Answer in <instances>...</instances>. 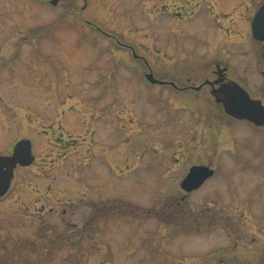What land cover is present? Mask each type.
<instances>
[{"label":"rangeland","instance_id":"374dc122","mask_svg":"<svg viewBox=\"0 0 264 264\" xmlns=\"http://www.w3.org/2000/svg\"><path fill=\"white\" fill-rule=\"evenodd\" d=\"M67 1L0 0V154L27 138L35 157L0 199V264H210L234 245L227 261L256 256L206 219L264 225V138L223 125L208 98L143 80L183 58L172 41L191 42L190 0H118L85 23L60 18ZM193 165L215 174L181 200Z\"/></svg>","mask_w":264,"mask_h":264},{"label":"flooded vegetation","instance_id":"af4514ba","mask_svg":"<svg viewBox=\"0 0 264 264\" xmlns=\"http://www.w3.org/2000/svg\"><path fill=\"white\" fill-rule=\"evenodd\" d=\"M187 3L191 7L189 19L195 21L192 24L191 42L184 44V42L172 41L174 51L176 53L183 52V58L176 59L174 62L176 68L174 69L171 68L173 65L170 67L164 65V69L161 71L162 77L156 78L153 74L158 80L157 83L145 82V84L162 87L165 92L168 91L175 96H185L191 100L189 102L191 105H196L194 100L200 96L208 98L212 104L209 103L210 105H207L209 107L206 109L210 113H222L223 125L226 126L233 122L264 138V125L257 126L249 121L229 116L224 112L222 105L216 103L211 95V90L233 82L243 89L251 99L259 100L264 107V0H190L185 2V4ZM65 4L67 11L71 10L75 13L70 16L84 20L83 23H85L87 15L93 14L92 11L99 14L102 7L108 9V14L114 16L119 1L68 0ZM173 19L162 21L160 28L167 32L172 31ZM100 32L105 35L104 31L100 30ZM170 41V38L166 37L162 44L168 47ZM145 69L146 72H152L149 66H145ZM173 72L174 74H171ZM212 105H216L218 108H212ZM198 107L199 102L196 109L191 110L197 112ZM61 130V127L49 130L51 131L49 132V144L53 143V146L58 150L64 148L62 142L65 139ZM69 137L71 138V136ZM242 163L245 164L244 159H242ZM187 194L180 199H184ZM252 195L248 193L245 205L249 206L254 203V200H251ZM96 207L102 211L104 205L97 204ZM110 211L105 217L113 216L115 211ZM218 220L221 221L219 226L211 216L206 219L209 232L220 231L223 225L228 236L234 240L233 242L241 244L239 246V249L242 248L241 253L257 254L254 257L245 256L237 261H227L231 257L230 252H234L237 246L234 245L232 250L222 247L224 252L228 253L226 258L224 257L225 260L218 259L215 263L211 262L210 264H255L257 259V264H264V225L261 224L263 219L254 217L242 220L226 216ZM100 222L101 220L95 223ZM196 228L195 230L198 232L197 224ZM243 244H246V248ZM254 260L255 262H253Z\"/></svg>","mask_w":264,"mask_h":264},{"label":"water","instance_id":"95a60500","mask_svg":"<svg viewBox=\"0 0 264 264\" xmlns=\"http://www.w3.org/2000/svg\"><path fill=\"white\" fill-rule=\"evenodd\" d=\"M51 5L56 6L60 0H48ZM146 79L155 83L152 73L146 75ZM214 101L221 104L224 112L229 116L246 120L254 125H264V107L259 100L251 99L248 94L236 83L229 82L218 89L211 90ZM34 161L31 150V141L20 139L17 141L9 155L0 154V198L10 188L14 176V169L17 166L27 167ZM214 174L209 166L194 165L180 183L181 189L188 193L197 190L202 184Z\"/></svg>","mask_w":264,"mask_h":264},{"label":"trees","instance_id":"16d2710c","mask_svg":"<svg viewBox=\"0 0 264 264\" xmlns=\"http://www.w3.org/2000/svg\"><path fill=\"white\" fill-rule=\"evenodd\" d=\"M67 15H75V13H74V11H71V10H69V11L65 10L64 13L61 14V15H59V16H60V18L63 19V18H65V16H67ZM33 36H35V35L29 36V38H30V39H33ZM129 209L132 210L133 207H132V208H129Z\"/></svg>","mask_w":264,"mask_h":264}]
</instances>
